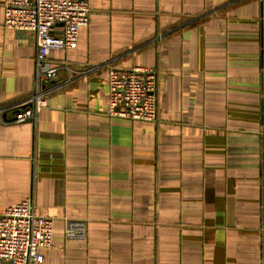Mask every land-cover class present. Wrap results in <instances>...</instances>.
<instances>
[{
	"label": "crops",
	"instance_id": "1",
	"mask_svg": "<svg viewBox=\"0 0 264 264\" xmlns=\"http://www.w3.org/2000/svg\"><path fill=\"white\" fill-rule=\"evenodd\" d=\"M86 1L17 123L1 110L36 94L35 36L0 0V214L31 198L54 220L42 264H264V0ZM106 63L157 70L156 123L109 116V69L86 71Z\"/></svg>",
	"mask_w": 264,
	"mask_h": 264
},
{
	"label": "built area",
	"instance_id": "2",
	"mask_svg": "<svg viewBox=\"0 0 264 264\" xmlns=\"http://www.w3.org/2000/svg\"><path fill=\"white\" fill-rule=\"evenodd\" d=\"M6 29L30 32L35 36L36 94L7 106L1 112L14 111L15 122L33 119L47 106L49 89L44 84L58 80V67L49 63L52 51H64L77 47L80 30L90 22V9L86 0H5ZM216 8L205 15L216 13ZM62 27L57 34L56 28ZM109 69V116L156 123L158 74L153 67L135 66L118 68L106 63L91 66ZM86 225L69 221L65 229L67 239L84 238ZM54 220L38 214L34 201L29 198L9 207L0 214V264H42L40 249L53 244Z\"/></svg>",
	"mask_w": 264,
	"mask_h": 264
}]
</instances>
